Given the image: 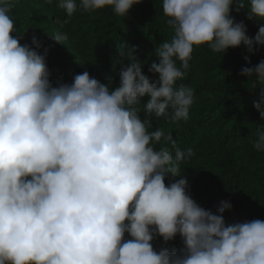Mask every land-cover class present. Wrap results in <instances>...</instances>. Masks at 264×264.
Returning <instances> with one entry per match:
<instances>
[{
	"label": "trees",
	"instance_id": "16d2710c",
	"mask_svg": "<svg viewBox=\"0 0 264 264\" xmlns=\"http://www.w3.org/2000/svg\"><path fill=\"white\" fill-rule=\"evenodd\" d=\"M0 234L8 264H264V0H0Z\"/></svg>",
	"mask_w": 264,
	"mask_h": 264
},
{
	"label": "water",
	"instance_id": "95a60500",
	"mask_svg": "<svg viewBox=\"0 0 264 264\" xmlns=\"http://www.w3.org/2000/svg\"><path fill=\"white\" fill-rule=\"evenodd\" d=\"M0 259H1V264H8L7 246H6L5 241L2 238L1 234H0Z\"/></svg>",
	"mask_w": 264,
	"mask_h": 264
},
{
	"label": "rangeland",
	"instance_id": "374dc122",
	"mask_svg": "<svg viewBox=\"0 0 264 264\" xmlns=\"http://www.w3.org/2000/svg\"><path fill=\"white\" fill-rule=\"evenodd\" d=\"M0 263H1V259H0Z\"/></svg>",
	"mask_w": 264,
	"mask_h": 264
}]
</instances>
